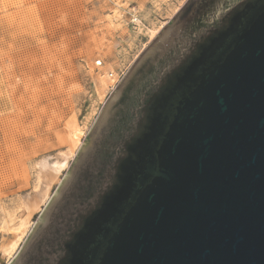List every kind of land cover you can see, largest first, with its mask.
Segmentation results:
<instances>
[{
	"label": "water",
	"instance_id": "obj_1",
	"mask_svg": "<svg viewBox=\"0 0 264 264\" xmlns=\"http://www.w3.org/2000/svg\"><path fill=\"white\" fill-rule=\"evenodd\" d=\"M7 264H264V0L184 3Z\"/></svg>",
	"mask_w": 264,
	"mask_h": 264
},
{
	"label": "rangeland",
	"instance_id": "obj_2",
	"mask_svg": "<svg viewBox=\"0 0 264 264\" xmlns=\"http://www.w3.org/2000/svg\"><path fill=\"white\" fill-rule=\"evenodd\" d=\"M186 1L0 0V247L29 220L0 264L21 248L117 84ZM107 73L122 75L104 90ZM45 166L56 180L27 217L22 203L44 190Z\"/></svg>",
	"mask_w": 264,
	"mask_h": 264
},
{
	"label": "bare ground",
	"instance_id": "obj_3",
	"mask_svg": "<svg viewBox=\"0 0 264 264\" xmlns=\"http://www.w3.org/2000/svg\"><path fill=\"white\" fill-rule=\"evenodd\" d=\"M134 16V15H133ZM135 17V16H134ZM133 19V18H132ZM136 24H140V21L138 20V18H134L133 20ZM133 22V23H134ZM154 34V32H153ZM108 74V73H107ZM117 76V75H116ZM113 76L111 73L108 74V78H109V83H107L105 80H101V84H100V88L106 90V88L108 87V84H113V82L116 81L117 77ZM72 145H74L77 141V137L74 139H72ZM56 173L54 168H48V167H44L43 170H41L40 172V178H41V184L44 183L45 188L44 190H42L40 193L35 194V196H33L31 199L25 201L24 203H22V208L26 211L27 217H29L31 215L32 212H34L35 210H37L40 206L41 203L44 202L46 196H47V191L49 188V184L52 180H56ZM29 220H24L20 223V231L18 234L15 235V240L13 242H9L7 244H2L0 247V255L1 257H5V256H11L12 252L15 249V246L17 245V241L19 240V238L22 236V234L25 232V230L27 229Z\"/></svg>",
	"mask_w": 264,
	"mask_h": 264
},
{
	"label": "built area",
	"instance_id": "obj_4",
	"mask_svg": "<svg viewBox=\"0 0 264 264\" xmlns=\"http://www.w3.org/2000/svg\"><path fill=\"white\" fill-rule=\"evenodd\" d=\"M122 75V74H121ZM120 74H118V77H117V80H119V78H121L120 76H121ZM117 80H116V82H117Z\"/></svg>",
	"mask_w": 264,
	"mask_h": 264
}]
</instances>
